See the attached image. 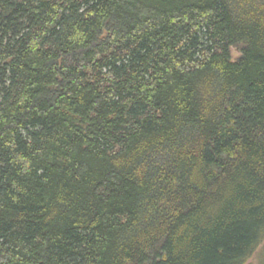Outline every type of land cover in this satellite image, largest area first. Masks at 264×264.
<instances>
[{
  "label": "trees",
  "instance_id": "trees-1",
  "mask_svg": "<svg viewBox=\"0 0 264 264\" xmlns=\"http://www.w3.org/2000/svg\"><path fill=\"white\" fill-rule=\"evenodd\" d=\"M263 242L264 0H0V264Z\"/></svg>",
  "mask_w": 264,
  "mask_h": 264
},
{
  "label": "rangeland",
  "instance_id": "rangeland-1",
  "mask_svg": "<svg viewBox=\"0 0 264 264\" xmlns=\"http://www.w3.org/2000/svg\"><path fill=\"white\" fill-rule=\"evenodd\" d=\"M239 50L236 47H232V55L234 58H236L239 55ZM264 249V242L261 243L257 249L254 251L252 256L249 258L248 262L249 263H257L259 260V256L262 253V250Z\"/></svg>",
  "mask_w": 264,
  "mask_h": 264
}]
</instances>
